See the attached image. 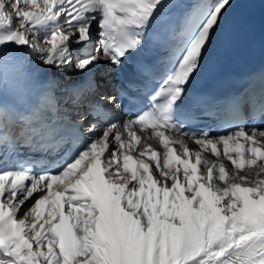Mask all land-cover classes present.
I'll return each mask as SVG.
<instances>
[{
    "label": "snow or ice",
    "instance_id": "1",
    "mask_svg": "<svg viewBox=\"0 0 264 264\" xmlns=\"http://www.w3.org/2000/svg\"><path fill=\"white\" fill-rule=\"evenodd\" d=\"M255 2L193 0L177 31L178 0H0V264H264V94L207 123L189 93L224 14ZM156 29L178 66L145 108L109 85L154 73ZM58 141L54 166L23 159Z\"/></svg>",
    "mask_w": 264,
    "mask_h": 264
},
{
    "label": "bare ground",
    "instance_id": "2",
    "mask_svg": "<svg viewBox=\"0 0 264 264\" xmlns=\"http://www.w3.org/2000/svg\"><path fill=\"white\" fill-rule=\"evenodd\" d=\"M54 73H57L56 70L53 71ZM60 75L59 73H57L56 76ZM68 76H70V78L73 80V81H76L78 80V77L75 73H68L67 74ZM105 83L107 84V81H105ZM194 162V161H193ZM54 191L58 190L57 187L53 188ZM66 210V209H65Z\"/></svg>",
    "mask_w": 264,
    "mask_h": 264
}]
</instances>
